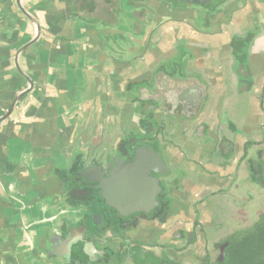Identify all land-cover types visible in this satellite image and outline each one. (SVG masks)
Wrapping results in <instances>:
<instances>
[{"label": "crops", "instance_id": "0c3cea01", "mask_svg": "<svg viewBox=\"0 0 264 264\" xmlns=\"http://www.w3.org/2000/svg\"><path fill=\"white\" fill-rule=\"evenodd\" d=\"M136 10L145 19L121 21ZM118 15L114 25L85 18L75 0H0V119L15 103L0 122V264H196L177 249H195L199 229L223 222L230 194L248 189L236 190L244 177L236 153L252 146L251 155L264 141V0H218L212 8L124 0ZM184 76L207 86L201 120L226 131L234 125L236 155L206 141L212 126L184 130L181 121L170 131L159 122L145 134L151 111L139 99L189 83ZM131 138L160 140L172 174L163 180L168 208L117 232L97 231L102 253L93 258L83 245L65 255L61 238L71 227L85 219L104 225L70 193L68 178ZM120 241L128 244L123 260Z\"/></svg>", "mask_w": 264, "mask_h": 264}, {"label": "water", "instance_id": "95a60500", "mask_svg": "<svg viewBox=\"0 0 264 264\" xmlns=\"http://www.w3.org/2000/svg\"><path fill=\"white\" fill-rule=\"evenodd\" d=\"M182 1L204 3L198 0ZM75 2L78 13L85 18L95 16L110 19L115 25L119 22L118 14L124 0L109 2L94 0L93 10H90L88 6L91 0H75ZM111 8L113 12L109 13L107 10ZM141 13L139 10L124 12L121 21L140 19ZM185 80L189 83L182 85L179 82L175 83L173 88L155 89L150 98L139 99L140 104L151 111L149 115L152 120L156 114H160L162 121L167 120L166 116H175V120L169 121L173 131L180 125L179 121L185 120V117L193 118L200 114L207 100L206 84L201 83L198 78L184 76ZM148 102L150 103L146 106L145 103ZM14 106L15 103L10 112ZM4 118L0 119V122ZM149 130H152V125ZM97 163L96 160H85L82 167L67 180L71 185L76 186L70 193L76 195L81 203H85L88 212L94 213L108 209L111 215L110 220H107L108 226L124 219L131 222L134 217L139 220L140 213H147L148 218L153 216L154 210L161 204L158 196L164 191L158 175L168 176V166L155 147L145 142L141 143L136 138L131 142L121 141L114 154H103L102 162ZM93 218L102 219V216L97 214ZM96 233L95 225L89 224L86 219L80 227H71L68 234L61 238L68 247L65 255L69 256L72 248L78 245H83V250L91 258L101 254L102 252L96 248L92 239ZM224 256L223 249L220 262L223 261Z\"/></svg>", "mask_w": 264, "mask_h": 264}, {"label": "flooded vegetation", "instance_id": "af4514ba", "mask_svg": "<svg viewBox=\"0 0 264 264\" xmlns=\"http://www.w3.org/2000/svg\"><path fill=\"white\" fill-rule=\"evenodd\" d=\"M174 3H176V4H180V3H183L184 1H182V0H172ZM198 1H200V2H204L205 3V5H207L208 6V8H212L214 5H216V4H218V0H198ZM203 3V4H204ZM141 16H142V18H144V17H146V12L144 11V12H142V14H141ZM145 19V18H144ZM145 108V107H144ZM201 114H202V112L200 113V114H198L196 117H193V118H188V117H185L184 119L185 120H183V121H187L186 123V125L185 126H188V127H186L184 130H186L187 128H189L190 127V125L192 124V123H194V124H197V127H198V130H197V132H200L205 126H212V129H209V131L212 133V136H209V137H207V142L209 143V142H212L213 140H214V142H212V143H214V145L215 146H217L218 147V149L221 151L222 150V148H223V146H226L227 145V148H228V150H227V153H229V156H232V155H236L237 154V156L236 157H238L239 156V159H240V161H239V166H238V172H239V174L240 173H242V175L244 176L243 178H241V184H239L240 186H244V184H249V186H250V189H251V185L250 184H252V183H256V184H258V186H261V189L262 188H264V141H262L259 145H257V147H255L252 151H254L255 153H254V155L251 153V155H250V148L252 147V146H250V147H244L243 148V151L242 152H239V153H236L235 151H234V146H237V138L236 137H231V135H232V133H233V135H234V125L233 124H231L230 122L229 123H227L229 126H227L228 128H227V131L225 130V129H222L221 128V124L220 123H218V124H213L212 125V123L211 122H208V120H201ZM149 115V114H148ZM164 115H162V117H163ZM165 117V116H164ZM167 117V120L166 121H162L161 119L160 120H155V122L153 123V121L151 120V121H149V125L146 127V129L144 130L145 131V134H149V133H152V132H149V128H150V125H152V130H153V132L157 129V125L159 124V122L160 123H163V124H166V126L169 128V130L171 131L172 130V128H173V126L170 124V120L172 119V120H175L176 119V117L175 116H166ZM190 121V122H189ZM152 122V123H151ZM181 121H179V123H180ZM151 123V124H150ZM211 123V124H210ZM158 131H159V129H158ZM161 132H162V129L160 130ZM170 131H168L167 133L169 134L170 133ZM185 132L183 133V137L185 136ZM228 135V136H227ZM157 136V138L159 137V134H157L156 135ZM229 137H231V138H229ZM147 138V137H146ZM156 138V139H157ZM136 139H138V138H136ZM140 140V139H139ZM132 141V138L131 139H129L127 142H131ZM159 141L160 140H157V142H156V144H149V145H151V146H153V147H155L156 148V150L159 152V153H161L162 154V152H160L161 150L159 149V146H157L158 144H159ZM140 142L141 143H144L143 141H141L140 140ZM146 143V142H145ZM263 145V146H262ZM160 150V151H159ZM236 153V154H235ZM228 155V154H227ZM162 157H163V155H162ZM164 159V158H163ZM165 161V160H164ZM166 163V162H165ZM167 165V164H166ZM237 171V170H236ZM158 177H160V179H161V182H162V186H163V188H164V191L162 192V194H160L159 196H158V199H159V201H160V206H158V207H156V209L154 210V214H155V217H156V215L157 216H159L162 212H165V208L167 207V202H164L163 201V198H164V194L166 193L165 192V187H164V185H163V180H166V179H171L172 178V174H171V171H170V169H169V167H168V176H163V175H158ZM230 194V193H229ZM251 197H250V196ZM253 195H254V193L250 190L249 191V193H246V195H245V197L246 198H248V202L250 201H252V198H253ZM76 196V195H75ZM230 196L232 197V195L230 194ZM246 198H244V199H246ZM243 199H237V202H235V201H232L233 202V205H232V202H231V205H232V208H235V209H237V210H239L238 208H242L243 207ZM244 201H246V200H244ZM168 208V207H167ZM234 209V210H235ZM97 214H100L101 216H102V220H103V228H101L102 226H101V224H99L98 222H97V224H96V228H97V231H105V230H107V229H110V228H112V229H114V224L113 223H111V225L110 226H108V224H107V220H110V218H111V215H110V213H109V210L108 209H104V210H101V211H98V212H94V213H92V217L93 216H97ZM264 213H261L260 214V216L261 215H263ZM145 214H143V213H140L139 214V220H137L135 217H134V222H136V220H137V222H139V221H141V220H143V221H146L147 222V220L146 219H152V217L151 218H147V217H145L144 216ZM260 216H259V218H260ZM94 218H96V217H94ZM159 218V217H158ZM259 218H258V220H259ZM87 220V219H86ZM258 220H256L248 229H250ZM88 221V220H87ZM89 222V221H88ZM128 222V220H126V219H124V220H122V221H120V222H117L116 224H117V226H120V225H122V224H126ZM90 224V223H89ZM134 224V223H133ZM98 225V226H97ZM137 224H135V226H136ZM223 227H226V226H223ZM248 229H243V230H239V231H236L233 235H231L228 239H225L222 243H221V245L219 246V254H218V256H217V258L215 259V261L213 262V261H211V260H209V258H203L202 259V262H204V264H206V260H209V262H210V264H225L226 263V260H227V250H228V247H229V244H230V238L231 237H233L234 235H237V234H239V233H242V232H244V231H246V230H248ZM177 233H174V234H172V238H176L177 237ZM180 235H182V237H184V233H180ZM194 235V234H193ZM193 240V239H192ZM189 242V241H188ZM187 242V243H188ZM120 243H121V249L122 248H124V251H125V246L126 245H128L127 244V242L126 241H120ZM129 244L130 245H133V244H135V242H129ZM137 245V244H136ZM188 248V247H187ZM224 249V251H225V256H224V258H223V261L222 262H220L221 260V256H222V250ZM116 256H117V254H116ZM201 264V263H200Z\"/></svg>", "mask_w": 264, "mask_h": 264}, {"label": "rangeland", "instance_id": "374dc122", "mask_svg": "<svg viewBox=\"0 0 264 264\" xmlns=\"http://www.w3.org/2000/svg\"><path fill=\"white\" fill-rule=\"evenodd\" d=\"M256 124H258V121H256ZM254 153L255 152L253 151L252 154L254 155ZM247 185V190L241 188V195H233L230 198V204L232 201L237 202V198L243 199L244 195H246V193H249L250 190L254 193L252 201L248 202V198L245 197L246 199H243L242 201V208H238L239 210L231 208V210H229L228 212H223V216H225L223 217V222H221V219L218 222V220L214 218L213 227H207V229H199L203 232L200 235V242L198 241L199 243H196L197 245L195 249L187 248V244H184V246L177 249L183 251L181 255L184 256L185 259H191V261H194L196 264H204V262H202V259L206 257L214 262L219 254V246L225 239H228L236 231L248 229L256 220H258L260 214L264 213V188L261 189V186H258V184L256 183L250 184L251 189L249 184ZM228 188H230V185L228 186ZM239 189L240 185H238L236 190ZM187 242L188 241H186V243Z\"/></svg>", "mask_w": 264, "mask_h": 264}, {"label": "trees", "instance_id": "16d2710c", "mask_svg": "<svg viewBox=\"0 0 264 264\" xmlns=\"http://www.w3.org/2000/svg\"><path fill=\"white\" fill-rule=\"evenodd\" d=\"M88 6L93 10L94 0H91ZM113 226L117 232V224ZM124 256L125 251L117 254L120 260H123ZM206 264H210L209 260H206ZM225 264H264V214L250 229L230 238Z\"/></svg>", "mask_w": 264, "mask_h": 264}]
</instances>
